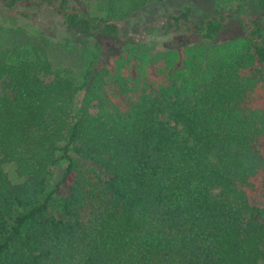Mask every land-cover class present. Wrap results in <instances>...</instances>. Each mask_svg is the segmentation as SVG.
Listing matches in <instances>:
<instances>
[{
  "label": "trees",
  "instance_id": "16d2710c",
  "mask_svg": "<svg viewBox=\"0 0 264 264\" xmlns=\"http://www.w3.org/2000/svg\"><path fill=\"white\" fill-rule=\"evenodd\" d=\"M155 1L96 0L99 22L61 3L67 32L131 46L108 65L54 67L31 43L0 51V264L264 262L263 22L215 44L225 18L198 14L209 46L121 37Z\"/></svg>",
  "mask_w": 264,
  "mask_h": 264
},
{
  "label": "rangeland",
  "instance_id": "374dc122",
  "mask_svg": "<svg viewBox=\"0 0 264 264\" xmlns=\"http://www.w3.org/2000/svg\"><path fill=\"white\" fill-rule=\"evenodd\" d=\"M51 1H25L7 6L9 1L0 0V51L16 45L31 43L46 51L54 67H69L80 73L88 68L95 56L96 66L108 65L116 55L122 54L124 50L131 47L121 38H112L97 31L90 37H85L76 31H66L61 15L63 11L61 3L65 6L73 5L78 11L99 22L106 19V15L97 11L96 0ZM185 4L195 10V15L189 17L193 25L199 21L198 14L218 15L225 18V28L213 41L215 44L247 36L246 29L243 28L242 22L236 19V16H244L249 29L256 20L262 21L264 26V17L258 12L256 0H249L244 4H239L235 0L226 2L223 0H156L144 10L146 12L156 8L154 16H146L141 20H127L120 24L121 37L134 35L137 42L144 44L145 48L156 49L192 44L205 46L213 44L202 40L194 30H172L171 33L165 35L158 22L147 30L140 31L141 24L154 23L158 15L163 13L162 9H167L164 16H177ZM56 5H58L57 8ZM24 11H30L31 17L23 16ZM5 171L9 179L13 182L18 181L13 175L12 165L6 166Z\"/></svg>",
  "mask_w": 264,
  "mask_h": 264
},
{
  "label": "flooded vegetation",
  "instance_id": "af4514ba",
  "mask_svg": "<svg viewBox=\"0 0 264 264\" xmlns=\"http://www.w3.org/2000/svg\"><path fill=\"white\" fill-rule=\"evenodd\" d=\"M57 7H58V5H56V8ZM73 8H76V7L73 6V5H70L69 6V9L66 10V11L69 12ZM61 15H62V13H61ZM150 16H152V15H150ZM157 22L160 24V27L165 26V29L168 26L167 23H170L172 25V30H181V29H185V30L190 29V30H193V23L189 19H187V20L179 19L178 22H177V25H178V27H177V25L174 23V21L172 19H170L169 17L164 16V14H162V15H159L157 17V19L154 21V23H146V24H144L143 27H141L140 31L142 32L143 31V28L148 27V26L151 27V26L155 25ZM189 24H190V26H189ZM246 32H247V30H246ZM251 32L248 35L250 37H256V35H252Z\"/></svg>",
  "mask_w": 264,
  "mask_h": 264
},
{
  "label": "water",
  "instance_id": "95a60500",
  "mask_svg": "<svg viewBox=\"0 0 264 264\" xmlns=\"http://www.w3.org/2000/svg\"><path fill=\"white\" fill-rule=\"evenodd\" d=\"M24 13H27L31 17V12L30 11H24ZM212 18L213 17H210L209 19L211 20ZM239 18L242 21L243 28L247 30L246 35L248 36V34H249L248 32L251 31L253 29V27L250 26V29H249V26L246 25V19H245L244 16H240ZM189 26H190V24H189ZM130 36L136 38V36H133V35H130Z\"/></svg>",
  "mask_w": 264,
  "mask_h": 264
}]
</instances>
